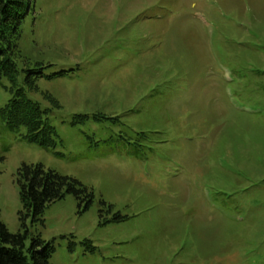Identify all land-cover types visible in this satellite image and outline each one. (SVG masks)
Masks as SVG:
<instances>
[{
    "label": "rangeland",
    "instance_id": "obj_1",
    "mask_svg": "<svg viewBox=\"0 0 264 264\" xmlns=\"http://www.w3.org/2000/svg\"><path fill=\"white\" fill-rule=\"evenodd\" d=\"M33 4L15 88L48 111L56 143H27L0 118L8 231L17 170L41 165L93 194L27 221L52 242L49 264H264V0ZM36 63L49 66L30 84Z\"/></svg>",
    "mask_w": 264,
    "mask_h": 264
},
{
    "label": "trees",
    "instance_id": "obj_2",
    "mask_svg": "<svg viewBox=\"0 0 264 264\" xmlns=\"http://www.w3.org/2000/svg\"><path fill=\"white\" fill-rule=\"evenodd\" d=\"M34 0H0V80L11 83L12 98L0 109V118L10 130L24 129L22 140L48 149L55 145V130L47 118L48 111L41 110L37 103L29 100L23 89H17L19 71L14 58L21 56L18 40L23 17L34 7ZM36 63V69L25 67L24 79L32 84L34 77L40 78L45 67ZM34 70L37 72L34 73ZM52 106L58 103L46 94ZM16 183L20 209L17 212L20 229L16 233L8 231L0 220V264H49L54 251L52 242H45L39 236L30 237L27 221L42 222L41 215L52 203L70 193L87 208L93 194L78 181L62 176L41 165H22L17 170ZM28 240H30L29 243ZM93 248V247H92Z\"/></svg>",
    "mask_w": 264,
    "mask_h": 264
}]
</instances>
